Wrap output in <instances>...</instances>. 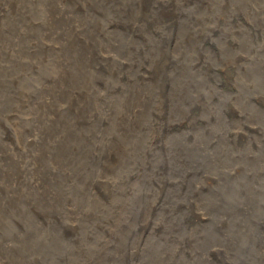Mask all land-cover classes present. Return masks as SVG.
Returning a JSON list of instances; mask_svg holds the SVG:
<instances>
[{
    "label": "rangeland",
    "instance_id": "rangeland-1",
    "mask_svg": "<svg viewBox=\"0 0 264 264\" xmlns=\"http://www.w3.org/2000/svg\"><path fill=\"white\" fill-rule=\"evenodd\" d=\"M0 264H264V0H0Z\"/></svg>",
    "mask_w": 264,
    "mask_h": 264
}]
</instances>
